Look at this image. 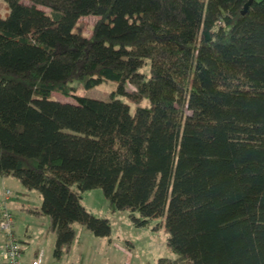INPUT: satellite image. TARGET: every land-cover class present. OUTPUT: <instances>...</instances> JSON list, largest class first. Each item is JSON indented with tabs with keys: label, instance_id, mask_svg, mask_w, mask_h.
Wrapping results in <instances>:
<instances>
[{
	"label": "trees",
	"instance_id": "1",
	"mask_svg": "<svg viewBox=\"0 0 264 264\" xmlns=\"http://www.w3.org/2000/svg\"><path fill=\"white\" fill-rule=\"evenodd\" d=\"M5 1L0 177L40 193L54 254L76 222L111 235L82 203L101 188L165 227L159 264H264V0ZM104 82L109 100L77 94Z\"/></svg>",
	"mask_w": 264,
	"mask_h": 264
},
{
	"label": "rangeland",
	"instance_id": "2",
	"mask_svg": "<svg viewBox=\"0 0 264 264\" xmlns=\"http://www.w3.org/2000/svg\"><path fill=\"white\" fill-rule=\"evenodd\" d=\"M9 10L8 3L5 0H0V16H6ZM96 20L97 17L93 15L81 18V29L86 34H91ZM144 70L148 71V67H145ZM113 88L112 84L104 82L91 89L79 87L77 94L109 100ZM54 95L62 101H75L73 96H64L59 93H54ZM142 104L146 105L147 100ZM131 107L132 111L136 109L135 104H132ZM13 178L17 181V185L30 193L25 195L15 192V203L11 205L12 209L18 213L17 232L23 239V246L26 248L28 257L37 256L43 252V264H110L111 260L115 259L120 264H126L129 258L127 253L132 257L130 264H159L160 257H175L167 245V234L162 224L157 230L153 229L155 222L147 227L135 226L129 216L130 211L115 210L101 188L84 192L82 203L96 216L110 219L111 235L109 237L97 236L76 222L74 224L76 235L69 250H65L60 257H57L54 254L56 236L50 228L49 217L35 215L19 208L18 203L39 204L42 200L40 193L36 190L27 191L19 179ZM111 264L114 263L111 262Z\"/></svg>",
	"mask_w": 264,
	"mask_h": 264
},
{
	"label": "built area",
	"instance_id": "3",
	"mask_svg": "<svg viewBox=\"0 0 264 264\" xmlns=\"http://www.w3.org/2000/svg\"><path fill=\"white\" fill-rule=\"evenodd\" d=\"M14 197V191L5 188L0 196V264H42L43 252L30 262L23 259V242L16 232L17 217L9 204Z\"/></svg>",
	"mask_w": 264,
	"mask_h": 264
},
{
	"label": "crops",
	"instance_id": "4",
	"mask_svg": "<svg viewBox=\"0 0 264 264\" xmlns=\"http://www.w3.org/2000/svg\"><path fill=\"white\" fill-rule=\"evenodd\" d=\"M5 188H9V189H11V190H13L14 191V193L15 192H18V193H22V194H25V195H29L30 193L29 192H26V191H24L22 188H21V186H19V185H17V181L13 178V177H11V176H2V177H0V196H1V194H2V191L5 189ZM41 197V196H40ZM14 199H15V197H13L12 198V201L10 202V204H9V206H10V208L12 209V207H11V205L12 204H14L15 203V201H14ZM42 199V198H41ZM41 202H42V200H41ZM41 202L39 203V204H36L37 206L38 205H40L41 204ZM19 204V208L20 209H22V210H26V211H28L29 212V210L27 209L28 207H30V206H34V205H30V204H26L25 202H23V203H18ZM14 212H15V214H16V217H17V212H16V210L15 209H12ZM31 213V212H30ZM16 223H17V221H16ZM50 225H51V223H50ZM16 232H17V227H16ZM17 234H18V232H17ZM19 235V234H18ZM19 237H20V239H21V241L23 242V239L21 238V236L19 235ZM2 241V236L0 235V242ZM105 241L107 242V239H105ZM111 241V240H110ZM24 243V242H23ZM26 248H24V246H23V250H24V253H23V259H24V261H26V262H30L32 259H34V257L36 256H27L26 255V250H25ZM128 254V256H129V258H128V261L126 262V264H130V260L132 259V257L130 256V254L129 253H127ZM43 256H44V254H43ZM107 261H108V259H107ZM106 261V262H107ZM43 262H44V259L42 260V264H43ZM111 262H113L114 264H120L116 259L115 260H111ZM111 262H110V264H111Z\"/></svg>",
	"mask_w": 264,
	"mask_h": 264
},
{
	"label": "water",
	"instance_id": "5",
	"mask_svg": "<svg viewBox=\"0 0 264 264\" xmlns=\"http://www.w3.org/2000/svg\"><path fill=\"white\" fill-rule=\"evenodd\" d=\"M252 1H253V0H250V1L246 4L243 13H245V12L247 11V9H248V7L250 6V4L252 3Z\"/></svg>",
	"mask_w": 264,
	"mask_h": 264
}]
</instances>
